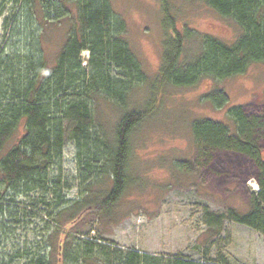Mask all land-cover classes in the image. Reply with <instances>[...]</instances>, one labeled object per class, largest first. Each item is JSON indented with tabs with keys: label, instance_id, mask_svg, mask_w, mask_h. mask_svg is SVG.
<instances>
[{
	"label": "rangeland",
	"instance_id": "obj_1",
	"mask_svg": "<svg viewBox=\"0 0 264 264\" xmlns=\"http://www.w3.org/2000/svg\"><path fill=\"white\" fill-rule=\"evenodd\" d=\"M166 1L179 27L186 24L227 42L239 35L232 19L221 16L203 0ZM24 3L0 0V87L9 82L5 62L29 53L34 39L38 44L43 39L45 59L53 65L73 23L72 19L47 23L39 14L32 17L31 11L29 19L24 15ZM111 5L127 24L125 37L130 49L147 76L154 79L162 63L165 37L162 1L111 0ZM189 47L193 53L198 46ZM90 57L89 50L81 53L83 67H89ZM215 86L229 95L223 107H215L204 97ZM131 94L130 102L143 104L149 87L135 84ZM95 103L97 122L111 132L120 111L103 97ZM235 105H241L247 117L263 123L255 137L264 150V63H253L245 72L222 80L204 78L194 86H165L157 110L134 134V169L142 184H135L109 214L89 210L75 220L68 212L60 213L85 195L76 147L68 135L44 187L24 193L5 189L0 264H36L41 259L44 264H66L60 248L64 239L74 240L73 249L79 244L77 238L110 244L97 237L114 241L122 249L164 257L201 259L208 255L225 258L230 264H264V230L228 220L221 234L212 236L206 223L207 209L217 213H226L230 207L247 211L261 188L259 169L252 158L221 149L202 156L192 133L191 123L196 118L230 122L228 110ZM23 125L6 150L18 142L25 131ZM181 160L184 170L177 167ZM108 184L106 178L98 188L107 189Z\"/></svg>",
	"mask_w": 264,
	"mask_h": 264
},
{
	"label": "trees",
	"instance_id": "obj_2",
	"mask_svg": "<svg viewBox=\"0 0 264 264\" xmlns=\"http://www.w3.org/2000/svg\"><path fill=\"white\" fill-rule=\"evenodd\" d=\"M160 1L165 29L163 56L156 77L150 79L129 47L127 24L116 15L111 0H25L24 15L29 19L39 14L47 23L67 19L73 23L53 65L45 59L40 38L39 44L34 39L29 53L14 56L3 67L9 82L0 87L1 213L6 212V188L24 193L44 187L69 135L76 147L85 195L60 213L68 212L74 220L89 210L109 214L135 184H142L134 169V134L157 110L165 86H194L204 78L222 80L245 72L253 63H264V0H203L236 23L239 35L233 42L201 34L186 24L179 27L170 5ZM192 44L198 46L193 53ZM84 50L91 53L88 68L82 66ZM135 84L149 87L143 104L130 102ZM100 97L113 102L121 113L111 132L97 122L95 101ZM204 97L215 107L229 102L227 92L218 86ZM227 115L230 122L211 117L192 121L199 152L204 156L221 149L246 154L259 169L261 188L245 212L234 207L226 213L207 209L206 223L212 236L220 235L228 220L264 230V150L255 137L263 123L247 117L241 105L231 107ZM22 122L24 133L6 150ZM177 167L184 170L186 165L181 160ZM106 178L107 189L98 188ZM97 238L110 244L77 238L79 244L73 249L74 240L64 239L60 248L65 263L230 264L225 258L211 259L208 255L201 259L164 257L122 249L114 241ZM36 264H44L43 259Z\"/></svg>",
	"mask_w": 264,
	"mask_h": 264
}]
</instances>
